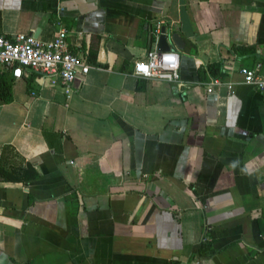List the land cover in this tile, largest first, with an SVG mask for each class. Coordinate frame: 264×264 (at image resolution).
<instances>
[{
  "label": "crops",
  "instance_id": "crops-1",
  "mask_svg": "<svg viewBox=\"0 0 264 264\" xmlns=\"http://www.w3.org/2000/svg\"><path fill=\"white\" fill-rule=\"evenodd\" d=\"M57 22L90 65L69 97L0 66V264H264V91L239 73L264 77V0H0L8 37ZM157 25L180 86L132 74Z\"/></svg>",
  "mask_w": 264,
  "mask_h": 264
},
{
  "label": "built area",
  "instance_id": "built-area-1",
  "mask_svg": "<svg viewBox=\"0 0 264 264\" xmlns=\"http://www.w3.org/2000/svg\"><path fill=\"white\" fill-rule=\"evenodd\" d=\"M59 28L50 41H40L27 34L11 37L0 31V66L11 71L16 79L25 72L52 76V84L60 86L69 97L72 84L77 75H86L90 65L82 57L72 53L67 44V30L57 22ZM161 26L157 25L152 35L157 37ZM178 56L175 53H160L150 49L145 60L135 63L132 74L145 79H156L180 86ZM259 66L253 70L242 69V82L264 91V77L258 73ZM223 85L220 79L212 78L207 84V92ZM231 85H229L230 87ZM34 96L35 93L33 92Z\"/></svg>",
  "mask_w": 264,
  "mask_h": 264
},
{
  "label": "trees",
  "instance_id": "trees-1",
  "mask_svg": "<svg viewBox=\"0 0 264 264\" xmlns=\"http://www.w3.org/2000/svg\"><path fill=\"white\" fill-rule=\"evenodd\" d=\"M93 62V58L90 59V63ZM206 70L208 71L209 75L214 79H222L224 77L223 65L221 62L207 64ZM7 90L8 88L5 84L0 85V97L3 100H8V96L5 95L7 93ZM192 252L199 257H209L212 256L216 252V250L212 248L210 242L204 240L194 245L192 247Z\"/></svg>",
  "mask_w": 264,
  "mask_h": 264
},
{
  "label": "water",
  "instance_id": "water-1",
  "mask_svg": "<svg viewBox=\"0 0 264 264\" xmlns=\"http://www.w3.org/2000/svg\"><path fill=\"white\" fill-rule=\"evenodd\" d=\"M152 37L155 39L156 49L160 53H171V44L178 49H183L184 47L182 39L177 34H170L164 26L160 28L157 37H154L153 35Z\"/></svg>",
  "mask_w": 264,
  "mask_h": 264
}]
</instances>
